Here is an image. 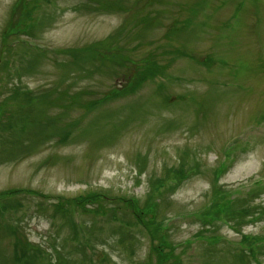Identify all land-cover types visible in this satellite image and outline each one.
<instances>
[{
	"label": "rangeland",
	"instance_id": "374dc122",
	"mask_svg": "<svg viewBox=\"0 0 264 264\" xmlns=\"http://www.w3.org/2000/svg\"><path fill=\"white\" fill-rule=\"evenodd\" d=\"M16 1L0 0V47L4 35L8 41L18 38L14 42L30 47L33 54L42 52V58L34 69H25L26 54L31 51L19 58L11 46L7 58L0 50V102L12 93V83L34 97L44 92L47 95L43 97L49 98L45 118L59 117L60 133L71 122L77 138L60 144L57 135L37 148L41 140L36 135L32 150L25 147L20 151L22 143L16 140L20 133L0 130V148L9 149L0 155V191L24 187L70 197L98 189L115 199L140 196L143 201L150 190V178L184 163L194 167L190 176L173 192L162 195L164 198L154 197L160 201L161 216L181 213L167 235L183 261L207 264L213 251L212 260L223 263L221 248L239 246L245 233L263 238L257 245L261 252L257 257L264 264V189L249 202L253 220L240 231L234 230V220L204 223L197 214L210 200L214 171L239 140H248L247 145L237 144L234 159L219 183L229 191H242L235 196L246 198L250 183L264 176V0H123L113 5L117 8L91 10L75 8L88 0H53L45 3L37 20L46 13L48 16L33 34L21 28L13 30L10 20H17V15H12ZM179 24L183 30L175 32ZM118 33H122L119 42L127 47V51L117 52L118 60H127V64L96 67L86 76L93 65L82 67L93 61L79 57L77 49ZM71 50L72 54L67 53ZM151 53L167 67L160 76H170L172 84L167 80L169 86L164 88L159 85L162 78L150 80L152 88L148 92L143 89L141 99L132 95L106 105L102 102L93 110L91 123L76 119L90 115L86 104L126 83L142 67L141 59ZM76 63L77 69L72 65ZM121 107L132 114L136 108L139 113L127 114L129 124L119 137H112L111 122L116 120L107 116L109 110L119 113ZM15 108L12 104L5 113L0 129ZM37 126L34 122L31 127L36 131ZM37 200L25 199L21 230L28 238L51 246L50 239L55 243L59 238L52 219L26 213L35 208ZM110 205L105 203L106 213ZM103 214L98 212L96 217L93 240L98 243L111 228ZM88 220L92 222L90 216ZM208 230L224 238L210 245L199 238L200 234L211 235ZM109 239L115 246H100L95 250L97 258H109L116 264H147L151 259V239L146 234L139 232L132 239L133 252L118 245L115 235ZM4 243L7 246L1 247H13L11 239ZM252 260L249 257L246 264ZM70 263L74 262L67 260Z\"/></svg>",
	"mask_w": 264,
	"mask_h": 264
},
{
	"label": "trees",
	"instance_id": "16d2710c",
	"mask_svg": "<svg viewBox=\"0 0 264 264\" xmlns=\"http://www.w3.org/2000/svg\"><path fill=\"white\" fill-rule=\"evenodd\" d=\"M47 1L50 0H18L17 6L19 7L15 12L17 13V20L15 22L10 20L14 27L13 30L15 31L18 27V30L21 28L26 33L33 34L37 29L36 27L39 26L43 19L40 18V21L37 20ZM121 1L123 0H88L87 2L82 1L81 4L75 8L82 7L83 10H91L92 8L98 9L99 6L101 9H111L116 7V5L113 6L114 4ZM91 5L95 6L91 7ZM33 13H38V15L34 17ZM142 21L150 22L148 18H143ZM152 24L153 23L151 22L150 25ZM177 30L180 29L177 28ZM121 36L122 33L111 35L77 49L76 53L79 57L82 56L84 57V60L93 61L84 63V66L82 67V69H85L86 64L93 65L92 68L87 69L88 74L86 76L92 75L91 73L94 72L96 67L102 68L112 65H120L123 67L127 64V60L126 62H120L118 60L121 56L117 52L127 51V47L119 42ZM3 38L4 41L2 42V47L8 57L11 51V46L15 43L14 41L17 40V38L13 41H8L7 36L5 35ZM13 48L14 56H19L21 58L25 57V52L31 51L26 54L27 61H24L26 62V65L23 68L34 69L40 64L42 52L39 51L33 54L30 47H22L20 44H16ZM106 51L109 53H105ZM67 53L72 54V50L67 51ZM22 54L24 56H22ZM153 56L154 54L151 53L141 59V61H143L142 67L137 69L134 72V75L122 86L107 92L108 94L103 99L98 98L88 102L86 107H89V111H86V113H90V115L88 114L86 117L82 116L76 119L82 121L86 119V122L91 123L94 121L93 110L102 102L105 101L108 103V100L121 96L128 97L131 95H139L141 94L140 91L142 92L146 87L149 88V80H155L159 75H163L167 69L166 66H163L153 59ZM72 65L77 69V63ZM32 72L33 71H28L27 73ZM161 78L163 81L160 82L159 85H163L164 88H167L169 85H166V81L169 80L171 83V77L166 75L164 77L161 76ZM12 85V93L0 102V121L5 113L9 112L8 109H10L12 104L16 106V108L6 117V123L1 126L0 130L8 132L17 131L20 133L19 139L16 137L19 140L20 145L22 143L20 151H24L25 149L23 148L25 147L32 150L31 144L34 139L37 138L36 135H38L41 140V143L38 142L39 144H37V148L40 147L41 144L46 143V141L50 139L53 140L57 135H60V139H58V143L60 144L69 139L71 141L77 138L74 135V125L71 122L66 125V129L60 130V133L57 128L59 117L52 116L50 118H45L44 110L47 109V104L49 103V98L43 97L47 95L46 93L43 92L39 96L34 97L32 96L33 93L30 91L22 92L17 84L12 83ZM117 112L119 113L110 112L109 110L110 114L107 116L110 121L116 120L111 122L113 130L115 131V133H112V137H119L121 130L125 129L129 124L130 121L126 118V115L138 114L139 110L134 108L132 114L121 107ZM13 117L14 119H12ZM10 119L12 120L9 121ZM34 122L38 123L36 131L31 127ZM86 131L87 130H84L82 133L85 134ZM32 134L34 137L31 136ZM62 134L64 137H62ZM25 142L27 145H25ZM35 148L36 146L33 149ZM184 165L185 164L183 163L179 167L170 168L160 177L150 178V190H148L146 199L143 201L139 196H132L130 198L122 197L120 200H113L108 198L106 193L99 191L98 189L89 190L85 194L74 197L54 196L52 194H44L35 191L33 194L38 195L37 197L39 198V200L36 201L35 206L39 213L49 217V220L53 219L54 224L59 222L57 225V231H59L58 239L62 245L70 242L69 247H74L76 250H79L80 247H82L84 252L86 248H90L92 252H95L100 246H115L114 242L112 245V241L109 239V235H115V237H118L117 244L132 252V239L136 237L137 233L145 232L151 239V245L153 246L152 253L157 255L155 256L157 264H183L181 254L176 252V244L171 240L169 241L167 232L163 233L162 231L163 220L159 217L160 201L157 202L154 197L161 196L164 198L162 195L165 193L169 194L182 185L184 180L190 176V172L194 170V167L188 168ZM226 168V163L222 162L214 171V183L210 200L204 210L198 213V215L204 223H214L218 220L227 221L229 223L231 220H234L233 226L238 231L242 228L241 225L251 221V219H245V216L252 211V206L251 204L248 205V203L251 201L250 199L252 197L261 194L264 189V184L258 181L253 182L252 186L249 187L248 197L244 199L239 197L233 198L230 194L232 192L225 189L224 186L219 183L220 176L224 173ZM13 195H16V191L14 190L0 192V229L4 230L3 233H0V251L3 253V260H5L3 264H35L37 258H40L41 260L47 252L36 248L35 245L37 244L25 236L21 230V221L23 220V217L15 216L13 210H19L23 199L21 196L20 198L18 197L15 205L13 198L11 197ZM43 198L45 199L42 200ZM107 201L108 203H111L109 206L110 209L107 208V210L109 209L108 213H106L107 211L105 210V203ZM98 212H105L109 226H113L108 228L109 232L101 237L99 243L93 240V235L96 234L95 221ZM82 214L86 216L90 215L92 222L89 224L88 221L78 223L75 216ZM83 224L88 225L83 226ZM69 228H72V231H70ZM208 231H211L212 234H200L199 237L201 239L204 237L208 240L207 243L210 245L218 243L224 237L213 230ZM8 239L12 240L13 247H1V245L7 246L4 242ZM261 239L263 238L244 234L239 241V246L228 249L221 248L222 255L225 259L223 263L214 262L212 260L213 251H211L208 264H231V262H242V264H245V259L249 257L258 261L259 259L257 255L261 252L257 245Z\"/></svg>",
	"mask_w": 264,
	"mask_h": 264
}]
</instances>
